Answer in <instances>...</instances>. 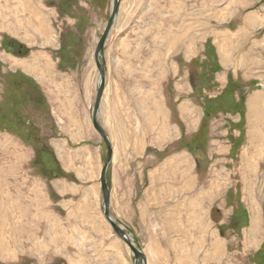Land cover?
I'll return each mask as SVG.
<instances>
[{
  "label": "crops",
  "instance_id": "crops-1",
  "mask_svg": "<svg viewBox=\"0 0 264 264\" xmlns=\"http://www.w3.org/2000/svg\"><path fill=\"white\" fill-rule=\"evenodd\" d=\"M44 2L0 0V46L5 34L27 45L28 54L17 58L9 51L1 50L4 52L2 59L45 86L53 78L52 57L49 51H39L38 46L50 38L51 17L55 11L48 10ZM187 3V0H144L132 10V17L127 20V14L123 16L127 23L120 24L117 31L118 53L145 51L151 55L140 60L118 61L121 66L118 64L120 67L116 68L106 62L107 85L96 114L97 123L111 146V160L105 174L108 210L142 252L145 264H202V260L218 257L219 240L216 231H212L216 225L210 219L211 206L207 200H211L212 191L217 193V184L211 181L212 190L206 192L192 170L185 147L171 151L170 144L179 140L187 126L199 128L203 114L195 104L193 107L192 102L181 103L177 96L176 128L171 124L169 54H196L203 47L197 45V39L203 40L202 36L193 33L194 22L186 21L179 13L185 12ZM43 9L50 11V17ZM118 22L116 16L115 29ZM220 31L219 35H209L220 61L227 59L220 56L227 49H233L230 54L241 55L244 45L233 44V40L227 38H234V32L238 31L232 33L226 28ZM143 36L147 40L142 39ZM235 42L239 43V40ZM253 50L247 49L248 55L254 54ZM233 59L235 63L241 61ZM46 68L48 71L45 72ZM229 72L228 67L223 72H216L220 84L228 81ZM259 74L257 77H264ZM66 107L62 114L63 132L69 135L56 137L52 145L60 159L63 158L60 165L76 180L51 179L52 192L45 184L43 188L41 182L31 181L32 188L27 191L33 197L22 192L25 198L33 199V204L26 203L23 208L29 213L34 212L35 237L39 232L43 243L51 245L52 252L65 254L67 264H74V261L76 264H131L129 248L115 234L102 212L100 171L106 144L99 134L91 131L84 112L82 117L77 113L76 96L71 100L67 98ZM255 109L258 113L250 117V112ZM245 113L246 141L243 144L246 147L250 144L251 149H255L253 157L260 160L264 155V93L261 89L246 95ZM210 144L215 146L214 152L226 154L228 151V144L218 139H209ZM9 145L8 133L0 131V151L6 152ZM1 158L3 161L8 159L4 155ZM10 162L11 158L6 164ZM70 248L77 252L76 256H71Z\"/></svg>",
  "mask_w": 264,
  "mask_h": 264
},
{
  "label": "rangeland",
  "instance_id": "rangeland-1",
  "mask_svg": "<svg viewBox=\"0 0 264 264\" xmlns=\"http://www.w3.org/2000/svg\"><path fill=\"white\" fill-rule=\"evenodd\" d=\"M112 2L113 0H45L48 10L52 8L55 11L51 17L49 40L38 43V50L49 51L52 57L53 78L45 86L29 73L2 59L4 52L1 50L9 51L17 57L23 52L29 53L27 45L7 34L1 37L0 122L2 127L10 129L7 131L10 145L5 150L7 153L0 151V264L69 263L65 254L60 251L52 252L51 245L43 243V236H39V232L35 237L34 212L29 213L23 208L26 203L33 204V199L25 198L22 192L33 197L27 191L32 188L31 181L38 184L41 182L43 188L45 184L47 190L52 192L51 179L76 180L71 172L68 174L60 165L63 158L60 159L57 149L52 145L56 137L69 135L63 132L62 119L63 110L67 109L68 97L71 100L76 96L79 108L77 113L81 116L84 112L89 119L91 131L99 136L91 123L92 106L99 84V72L93 52L108 20ZM142 2L144 0H120L116 14L118 27L115 29L114 18L100 56V62L104 66L106 62H110V67L116 68L121 66L118 61L140 60L151 55L145 51L121 54L117 48L120 24H126L125 19L132 17V10ZM187 2L185 12L181 10L179 13L186 17V21L194 22L193 33L202 36L203 40L201 42L197 39V45L202 44L203 47L196 54H169L171 124L176 128L177 96L181 103L192 102L193 107L195 104L203 114L199 128L187 126L179 140L171 141L170 144L171 151L185 147L186 157L192 162V170L206 192L212 190L211 181L217 184V193L212 191L211 200H207L211 206L210 219L216 225L212 231H216V239L219 240L218 257L202 260V264H264V155L262 159L255 160V149H251L250 144L248 147L243 144L246 141V95L254 89H261L264 93V77H257L259 72L264 73V0ZM43 10L50 17V11ZM225 28L232 33L238 31L234 32V38H227L238 46L243 44L245 48L241 55L230 54L233 49L225 50L220 56L227 59L220 61L209 35H219L222 32L220 30ZM3 38L5 44L2 46ZM142 39L147 40V37L143 36ZM235 40H239V43ZM251 48L254 49V54L248 55L247 49ZM233 58L241 61L235 63ZM227 67L230 70L228 81L220 84L216 72H223ZM46 69L45 72L48 71ZM236 103L239 104L238 109H234ZM241 105H244V112ZM254 113L257 114L258 110H252L250 117ZM211 138L228 144L226 154L213 151L215 146L209 145ZM2 155L8 159L3 161ZM10 158L11 162L7 165ZM101 203L103 209V195ZM108 214L129 236L122 224L111 217L109 210ZM255 215L259 221L258 226L252 222ZM105 220L112 228L109 221ZM9 224L10 228L6 227ZM113 231L115 232L114 229ZM129 238L131 240L130 236ZM122 241L129 248L123 239ZM70 249L71 256H76L77 252ZM129 254L131 264H139L135 263L130 248Z\"/></svg>",
  "mask_w": 264,
  "mask_h": 264
},
{
  "label": "water",
  "instance_id": "water-1",
  "mask_svg": "<svg viewBox=\"0 0 264 264\" xmlns=\"http://www.w3.org/2000/svg\"><path fill=\"white\" fill-rule=\"evenodd\" d=\"M119 3L120 0H113L112 6H111V11L108 17V20L104 26V29L102 31V34L100 38L98 39L94 52H93V59L95 62V66L97 67V70L99 72V84L98 88L95 93V98H94V104L92 106V115H91V120L94 129L97 131V133L102 137L103 141L106 144V156L103 162V165L101 167L100 171V184H101V190H102V195H103V212H104V217L109 221L111 224L112 228L115 230L116 234L125 241V243L128 245L130 248L131 252L134 255V261L139 262V264H145L144 263V257L142 252L134 246L133 242H131L129 236L122 231V228L118 225H116L112 219L110 218L108 214V205H109V192H108V185L106 183V178H105V173L107 166L110 162L111 159V147L109 144V141L107 140V137L103 130L99 127L97 120H96V114L98 111L99 107V102L104 90V85H105V66L103 63L100 62V56L102 55V50L104 46V42L106 40V37L109 33V30L112 26L113 20L117 14V11L119 9Z\"/></svg>",
  "mask_w": 264,
  "mask_h": 264
},
{
  "label": "trees",
  "instance_id": "trees-1",
  "mask_svg": "<svg viewBox=\"0 0 264 264\" xmlns=\"http://www.w3.org/2000/svg\"><path fill=\"white\" fill-rule=\"evenodd\" d=\"M3 44H5V42H4V38H3V41H2V46H3ZM27 49V48H26ZM19 52V51H18ZM20 54V53H19ZM24 54H26V53H22L21 55H24ZM29 79V78H28ZM238 107H239V104L238 103H236L235 104V106H234V109H238ZM241 108H243V112H244V105H241ZM242 112V113H243ZM0 130L1 131H8V130H10V129H8V128H5V127H2V124H1V122H0Z\"/></svg>",
  "mask_w": 264,
  "mask_h": 264
},
{
  "label": "bare ground",
  "instance_id": "bare-ground-1",
  "mask_svg": "<svg viewBox=\"0 0 264 264\" xmlns=\"http://www.w3.org/2000/svg\"><path fill=\"white\" fill-rule=\"evenodd\" d=\"M13 7V6H12ZM29 218V217H28ZM253 221V224H255V225H257L258 226V218H257V216L255 215V216H253V219H252ZM9 226H11L10 224L9 225H7L6 227H9ZM10 228V227H9Z\"/></svg>",
  "mask_w": 264,
  "mask_h": 264
}]
</instances>
